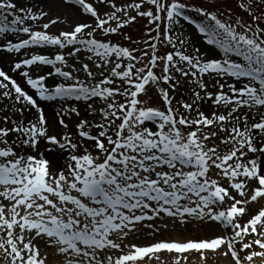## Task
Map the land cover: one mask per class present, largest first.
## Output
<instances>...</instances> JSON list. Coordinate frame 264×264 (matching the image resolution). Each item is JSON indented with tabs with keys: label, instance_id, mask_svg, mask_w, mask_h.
<instances>
[{
	"label": "snow or ice",
	"instance_id": "1",
	"mask_svg": "<svg viewBox=\"0 0 264 264\" xmlns=\"http://www.w3.org/2000/svg\"><path fill=\"white\" fill-rule=\"evenodd\" d=\"M56 2L0 0V264H264V0Z\"/></svg>",
	"mask_w": 264,
	"mask_h": 264
},
{
	"label": "rangeland",
	"instance_id": "2",
	"mask_svg": "<svg viewBox=\"0 0 264 264\" xmlns=\"http://www.w3.org/2000/svg\"><path fill=\"white\" fill-rule=\"evenodd\" d=\"M15 2L18 5H24V6H33V8H44L45 10H48L50 12V15L55 17V16H59L61 18V20H64L65 23H70L74 20L77 19V17L75 15H71L69 17H65L64 15V9L60 8L59 4L56 2V0H15ZM117 2L119 3L120 0H117ZM240 2V0H222V4L226 5L227 8L231 9V11L233 12V19L240 17L243 18L245 21H251V17L248 16L247 13L243 12L237 5ZM244 2L246 3L247 0H244ZM262 7H264V5H261ZM193 16L195 17V14H193ZM197 19V21H199L198 17H195ZM43 22L46 21H38L37 24H42ZM182 24V31L185 33V35L189 38L190 44L194 47H198L200 49L201 52H204L208 57H213V56H217L218 55V51H213V46H209L207 45L206 41L204 38H202L201 34H199L196 30H195V26L194 25H190L186 22L181 21ZM146 25H147V19L141 18L138 20L137 24H135L134 26L128 28L125 30L126 34H131L133 36L134 39L136 38H143V33L147 30L146 29ZM35 26V25H34ZM261 27H264V24H261ZM50 32L55 33L56 32V26H52L49 29ZM129 47H135V45H127ZM142 46V45H141ZM170 49H166V48H162V51H168ZM0 67H4V69L7 71V58H5L3 60V62H0ZM43 72H47L49 71L48 67H44L42 69ZM10 75H15L14 73H9ZM17 79L19 80V77H17ZM59 78L58 77H53V78H49V80L47 81V84H54L56 81H58ZM44 109L47 105L45 104H49L52 106L53 113L50 114V118L52 119L54 116V110L58 107L54 102H41ZM49 109V106L48 108ZM55 130V129H54ZM197 237H200L202 235H204V233L202 232H197L194 233ZM172 238V237H170ZM195 254H193L194 256ZM222 259V263L219 262V264H232V262L230 260H227L223 257H220Z\"/></svg>",
	"mask_w": 264,
	"mask_h": 264
},
{
	"label": "bare ground",
	"instance_id": "3",
	"mask_svg": "<svg viewBox=\"0 0 264 264\" xmlns=\"http://www.w3.org/2000/svg\"><path fill=\"white\" fill-rule=\"evenodd\" d=\"M45 105H47V106L45 107V109H44V111H45V113H46V116H47L49 119H51V118H50V114L53 113V112H52L53 110L50 109V108H52V106L50 105V103H49V104H45ZM48 106H49V109H47ZM163 238H165V237H157V239H163ZM167 238H170V237H167ZM193 238H199V237H197V236L194 234ZM139 242L148 243V242H150V241H139ZM139 242H138V243H139ZM161 255H164V254H161ZM219 262L222 263V259H221V258H219V260H218V264H219ZM153 264H156V262L153 261Z\"/></svg>",
	"mask_w": 264,
	"mask_h": 264
}]
</instances>
